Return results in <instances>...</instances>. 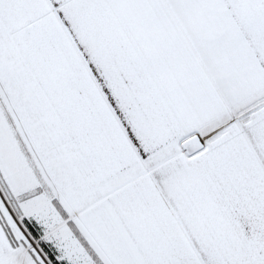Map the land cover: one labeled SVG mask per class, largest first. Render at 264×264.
I'll list each match as a JSON object with an SVG mask.
<instances>
[{
  "label": "snow or ice",
  "instance_id": "6c2138e0",
  "mask_svg": "<svg viewBox=\"0 0 264 264\" xmlns=\"http://www.w3.org/2000/svg\"><path fill=\"white\" fill-rule=\"evenodd\" d=\"M0 264H264V0H0Z\"/></svg>",
  "mask_w": 264,
  "mask_h": 264
}]
</instances>
